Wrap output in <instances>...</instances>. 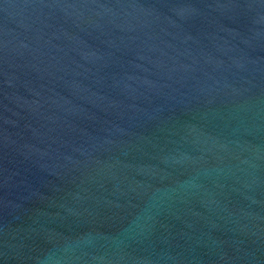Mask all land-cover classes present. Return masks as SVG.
I'll return each instance as SVG.
<instances>
[{
  "label": "water",
  "instance_id": "95a60500",
  "mask_svg": "<svg viewBox=\"0 0 264 264\" xmlns=\"http://www.w3.org/2000/svg\"><path fill=\"white\" fill-rule=\"evenodd\" d=\"M0 264H264V0H0Z\"/></svg>",
  "mask_w": 264,
  "mask_h": 264
}]
</instances>
